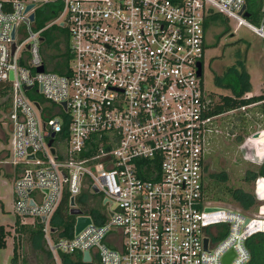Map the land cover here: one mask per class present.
I'll return each instance as SVG.
<instances>
[{
    "label": "built area",
    "instance_id": "2783aa9c",
    "mask_svg": "<svg viewBox=\"0 0 264 264\" xmlns=\"http://www.w3.org/2000/svg\"><path fill=\"white\" fill-rule=\"evenodd\" d=\"M54 1L0 0V82L9 83L12 149L3 161L20 163L16 215L42 221L55 262L58 252L88 251L87 261L98 264H248L246 239L264 232V177L254 179L261 203L251 213L208 200L204 168L221 118L245 115L260 101L215 112L197 62L211 11L256 31L264 51V0L257 23L247 19V0H61L56 17L35 29V8ZM57 22L70 52L62 72L40 51L43 30ZM263 130L238 144L255 163L264 158ZM82 190L111 202L108 216L53 237L50 219L63 194Z\"/></svg>",
    "mask_w": 264,
    "mask_h": 264
},
{
    "label": "rangeland",
    "instance_id": "374dc122",
    "mask_svg": "<svg viewBox=\"0 0 264 264\" xmlns=\"http://www.w3.org/2000/svg\"><path fill=\"white\" fill-rule=\"evenodd\" d=\"M248 7L258 9L260 2L258 0H249ZM252 21L250 17L247 18ZM46 35L56 36L52 28ZM205 53L203 59L202 77L205 88L211 91L216 98L219 94H229V89H225L214 82L215 74H222L228 67L238 64L242 61L243 67L249 73L251 83V94H257L264 91V51L262 37L253 29L245 24H239L231 17L219 14L216 20H210L205 29ZM41 54L46 59L49 67H54L57 62L58 48L54 45H48L46 41L41 44ZM231 74V73H230ZM259 107H249L247 113L231 112L224 115L220 120V135L216 134L212 141V152L207 156L205 174L223 169L227 173V183L233 186H243L252 190L253 181L246 184L243 179L246 168L253 167L255 162L245 155L243 150L238 148L239 142L246 138V135L255 128H260L264 124V116L258 111ZM6 113L0 115V158L6 153L4 158L12 159L11 149V130L8 124ZM244 116L246 124L243 130V122L239 117ZM251 116V117H248ZM2 117V120H1ZM4 117V119H3ZM238 134L240 137L237 139ZM259 140L264 142V130L259 135ZM244 142V140L242 141ZM244 144V143H243ZM20 163L12 162L13 170H7L6 164H0V223H2L8 233L6 235V244L0 247V264H60L58 252V262H55L52 256L46 252L47 246L45 239L37 244L28 239L26 233H21L14 224L16 213L14 212V192L13 182ZM258 189H264V180L258 182ZM84 203L93 207L95 214L93 217L102 219L108 216V205L111 202L104 203L101 194L81 191ZM218 204H225L242 209L237 202L231 201H212ZM244 210V209H243ZM253 212L254 210H245ZM21 222H31L33 217L20 218ZM17 244L15 257L13 258V245ZM39 244V245H38ZM51 260V261H50Z\"/></svg>",
    "mask_w": 264,
    "mask_h": 264
},
{
    "label": "trees",
    "instance_id": "16d2710c",
    "mask_svg": "<svg viewBox=\"0 0 264 264\" xmlns=\"http://www.w3.org/2000/svg\"><path fill=\"white\" fill-rule=\"evenodd\" d=\"M246 1L247 7L248 2ZM261 2V0H258ZM61 0H56L54 2H46L37 6L34 10L35 18L33 21V27L39 28L43 26L47 21L53 19L58 14L61 8ZM250 9L249 17L254 23L258 22L259 17L262 14L261 5L258 9L248 7ZM219 12L211 11L207 18L204 21L205 28L208 25L210 20H216L219 16ZM52 28L56 32V36H48L47 34ZM42 35L44 40L47 43V46L54 45L58 48L57 58L62 57L63 61L58 60V64L53 67L54 70L62 72L64 71V66H66L70 52L67 46L68 34L67 29L64 25H61L59 22L52 23L48 28L43 30ZM60 42H63L66 47L63 49L60 46ZM206 44L204 48H206ZM43 61L46 63V59L43 56ZM231 73V74H230ZM214 82L225 88L229 89V94H219L218 98L215 100L214 111L220 112L237 106L249 104L251 102L260 101L258 105V110L264 114V91H261L257 94H250L249 96H244L246 93L251 91V83L249 79V73L243 67L242 61L238 60V64H234L232 67H228L222 74L214 75ZM9 83L0 82V115L2 113H7L10 106V95H9ZM212 96L214 94L210 92ZM5 117V116H4ZM3 117V119H4ZM251 117V116H248ZM2 120V117H1ZM239 120L243 122V130H246L244 125L246 124L244 116L239 117ZM264 128V124L262 125ZM240 137L238 134L237 139ZM206 170V166L204 171ZM258 176L264 177V158L259 162L255 163L253 167H248L245 170L243 175L244 182L253 181ZM227 173L221 169L209 174H205V194L208 200L211 201H235L238 205L244 210H255L260 204V200L256 197L254 190H249L247 187L243 186H233L227 183ZM69 194L65 192L62 196V199L53 213L50 223L51 226L55 228L52 232L53 237L58 236H72L73 235V226L75 222V215L69 212ZM75 203L79 206L82 211L86 214L91 215L93 221H101L106 218L103 216L102 219H96L93 217L95 214L94 208L87 206L84 203L81 192L75 196ZM216 203V202H214ZM14 224L16 229L21 233H26L28 239L31 242L37 244L39 241L44 240L42 226L43 223L39 218H34L31 222H21L20 217L16 216ZM8 230L6 227L0 223V247L5 246L6 244V235ZM45 242V241H44ZM39 245V244H38ZM246 245L250 250L251 257L248 264H264V232H256L249 236L246 239ZM17 250V244L13 245V258L15 257V252ZM46 252L49 256H52L49 249L47 248ZM60 264H98L95 261H84L82 259L81 252L66 253L60 252ZM51 261V260H50Z\"/></svg>",
    "mask_w": 264,
    "mask_h": 264
},
{
    "label": "water",
    "instance_id": "95a60500",
    "mask_svg": "<svg viewBox=\"0 0 264 264\" xmlns=\"http://www.w3.org/2000/svg\"><path fill=\"white\" fill-rule=\"evenodd\" d=\"M33 4L32 3H29L27 4L26 6V10L29 9ZM245 6H243L244 8ZM263 10H264V4H263ZM244 15H248L249 12L246 10L243 12ZM34 17V14L33 12H31L29 14V18L30 19H33ZM14 35V28L12 29L11 31V36L13 37ZM14 49V45L12 46V50ZM197 66H198V69H197V73L198 74H201L202 73V62L201 61H198L197 62ZM43 67L40 66L39 67V70H42ZM9 78L12 79L13 78V73L12 71H10L9 73ZM26 88H29L30 86L29 85H26L25 86ZM38 105V104H37ZM260 132H255L254 133V136H257L259 135ZM51 143V139L48 141V144ZM52 151H53V148H52ZM30 156H33V154H31ZM95 190H97L96 187H94ZM217 208L216 206H207L206 209H215ZM69 212L73 215H75V222H74V226H73V230H74V233H78L85 225L91 223V216L89 214H86L82 211V209L76 205L75 203V197L73 195L70 196V201H69ZM42 219H44V217L42 216L41 217ZM52 229H54V227H52ZM206 241L207 239L204 238V242L206 244ZM233 254V250L232 249H229L223 256V261L225 262H228L230 257L232 256ZM82 259L84 261H87L89 260V252L88 251H84L83 252V255H82Z\"/></svg>",
    "mask_w": 264,
    "mask_h": 264
},
{
    "label": "crops",
    "instance_id": "0c3cea01",
    "mask_svg": "<svg viewBox=\"0 0 264 264\" xmlns=\"http://www.w3.org/2000/svg\"><path fill=\"white\" fill-rule=\"evenodd\" d=\"M249 93L251 94V91ZM3 156L5 157L6 156V153H3L2 154V157ZM4 157L2 159L0 158V164L4 163V164H6L7 170H10V171L13 170V167L10 164H7L6 162L3 161L4 159H6Z\"/></svg>",
    "mask_w": 264,
    "mask_h": 264
},
{
    "label": "flooded vegetation",
    "instance_id": "af4514ba",
    "mask_svg": "<svg viewBox=\"0 0 264 264\" xmlns=\"http://www.w3.org/2000/svg\"><path fill=\"white\" fill-rule=\"evenodd\" d=\"M203 65H204V63L202 62V70H203Z\"/></svg>",
    "mask_w": 264,
    "mask_h": 264
}]
</instances>
